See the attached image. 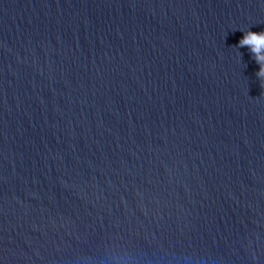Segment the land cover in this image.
I'll use <instances>...</instances> for the list:
<instances>
[{
    "label": "water",
    "instance_id": "95a60500",
    "mask_svg": "<svg viewBox=\"0 0 264 264\" xmlns=\"http://www.w3.org/2000/svg\"><path fill=\"white\" fill-rule=\"evenodd\" d=\"M264 0H0V264H264Z\"/></svg>",
    "mask_w": 264,
    "mask_h": 264
},
{
    "label": "clouds",
    "instance_id": "9594fccd",
    "mask_svg": "<svg viewBox=\"0 0 264 264\" xmlns=\"http://www.w3.org/2000/svg\"><path fill=\"white\" fill-rule=\"evenodd\" d=\"M237 47L250 49L256 63L260 66L256 76L262 81L261 87L264 88V32L253 33L249 31L245 33Z\"/></svg>",
    "mask_w": 264,
    "mask_h": 264
}]
</instances>
